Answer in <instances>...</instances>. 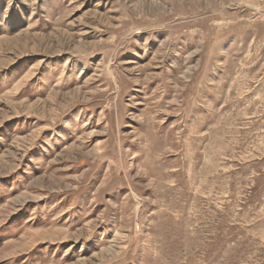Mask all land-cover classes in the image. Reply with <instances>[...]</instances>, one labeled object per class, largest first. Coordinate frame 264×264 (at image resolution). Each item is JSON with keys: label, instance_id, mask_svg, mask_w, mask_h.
Returning a JSON list of instances; mask_svg holds the SVG:
<instances>
[{"label": "rangeland", "instance_id": "374dc122", "mask_svg": "<svg viewBox=\"0 0 264 264\" xmlns=\"http://www.w3.org/2000/svg\"><path fill=\"white\" fill-rule=\"evenodd\" d=\"M0 264H264V0H0Z\"/></svg>", "mask_w": 264, "mask_h": 264}]
</instances>
